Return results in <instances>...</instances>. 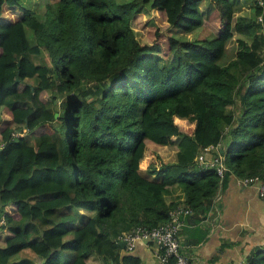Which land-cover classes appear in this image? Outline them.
Returning <instances> with one entry per match:
<instances>
[{
  "label": "trees",
  "instance_id": "trees-1",
  "mask_svg": "<svg viewBox=\"0 0 264 264\" xmlns=\"http://www.w3.org/2000/svg\"><path fill=\"white\" fill-rule=\"evenodd\" d=\"M21 1L0 0V264H141L122 236L212 206L228 172L194 163L208 147L264 182V0H52L42 19Z\"/></svg>",
  "mask_w": 264,
  "mask_h": 264
},
{
  "label": "crops",
  "instance_id": "crops-1",
  "mask_svg": "<svg viewBox=\"0 0 264 264\" xmlns=\"http://www.w3.org/2000/svg\"><path fill=\"white\" fill-rule=\"evenodd\" d=\"M215 154L212 150L208 156ZM175 161L174 156L166 162ZM242 179L230 170L212 206L192 209L185 218L180 233L181 252L192 264H234L264 247V201L258 182L245 184ZM177 191L181 192L179 188ZM155 249L153 244L138 241L131 252L141 264H159Z\"/></svg>",
  "mask_w": 264,
  "mask_h": 264
},
{
  "label": "built area",
  "instance_id": "built-area-1",
  "mask_svg": "<svg viewBox=\"0 0 264 264\" xmlns=\"http://www.w3.org/2000/svg\"><path fill=\"white\" fill-rule=\"evenodd\" d=\"M259 4H262L259 1ZM260 20V17H259ZM25 131H18L13 133V137L19 138L25 135ZM3 143H0V148ZM220 145L217 147L205 148L198 156L197 162L202 168H214L217 175L223 178L226 172L230 171L226 156L219 152ZM212 150H218V153L208 156ZM243 183L249 184L251 182H258V192L261 199L264 201V182L259 181L256 177L243 178ZM192 209L183 204L175 206L171 212L168 221L164 224L148 228L138 226L127 232L122 236L121 240L125 241V250L132 251L138 241L147 244L155 245V257L159 264H192L188 256L181 252L180 233L185 225V218L190 214ZM7 226V219L5 213L0 209V230ZM234 264H245L244 260L238 261Z\"/></svg>",
  "mask_w": 264,
  "mask_h": 264
},
{
  "label": "rangeland",
  "instance_id": "rangeland-1",
  "mask_svg": "<svg viewBox=\"0 0 264 264\" xmlns=\"http://www.w3.org/2000/svg\"><path fill=\"white\" fill-rule=\"evenodd\" d=\"M122 1H131V0H122ZM242 1L243 2L246 1L247 3H243L242 4V7L240 9L241 10L240 13L241 14H245L246 13L247 15H253V13H254V10H253L254 9V6H252L253 5V2L251 0H241V2ZM50 2H52V0H22L21 1V5L24 8H27L29 10H32V12L36 16H38V18L42 19V18H44V14H45V11H46V8L45 7ZM252 7H253V9H252ZM202 8H205V5L204 4L202 5ZM152 15H153V17L156 20V24L154 22H152V24H151L152 27L151 28H156L157 26L161 30L167 28L166 22H165V20H164L163 17H160V16H158L156 14H152ZM138 19L142 23V25H140V30L146 31L145 22L147 20H149V16H147L145 19H143L142 16H139ZM27 34H28L29 37H31L32 44H35L34 43V35H33L32 31L31 30H28L27 31ZM178 37H180L183 40L201 42L204 39H211V38H213V34L209 30H207V29L199 28L197 30H194L191 33L183 34V35H180ZM238 38H239V36L235 35L234 38L231 40V42L228 43V45H227V54L229 56H233L235 54V52H236V46H237V43L236 42H237V39ZM50 95H51L50 93H46V92L42 94L44 100L50 99ZM54 109L56 111L59 110V102L58 101H55ZM27 139L30 141L31 144H35L38 141V137L36 135H32V136L30 135V136L27 137ZM160 148L161 147H158L157 150H160ZM169 150H174V148H169ZM174 154H175L174 152L173 153L168 152V154L163 155L165 157L164 158L165 161L171 162V160H173ZM200 154L195 155V157H194V163L195 164H198L197 159H198V156ZM231 156H232V152L231 151H228V157L230 158ZM71 236H72V234H68L66 236V239H69ZM27 252L28 251H26V250L20 252L19 254L13 256V258L11 259V261H16V260H18V259L26 256L27 255ZM66 254H67L66 252H64L62 254L63 262L64 263L67 262ZM36 261L40 262V260L38 258H36Z\"/></svg>",
  "mask_w": 264,
  "mask_h": 264
},
{
  "label": "water",
  "instance_id": "water-1",
  "mask_svg": "<svg viewBox=\"0 0 264 264\" xmlns=\"http://www.w3.org/2000/svg\"><path fill=\"white\" fill-rule=\"evenodd\" d=\"M16 81H19V76H17ZM55 116L57 117L58 114L56 113ZM220 147H221V146H220ZM219 152L226 156L225 150H223L222 148H220V151H219ZM119 246H120L122 249H125V241H124V240H121V241L119 242Z\"/></svg>",
  "mask_w": 264,
  "mask_h": 264
},
{
  "label": "clouds",
  "instance_id": "clouds-1",
  "mask_svg": "<svg viewBox=\"0 0 264 264\" xmlns=\"http://www.w3.org/2000/svg\"><path fill=\"white\" fill-rule=\"evenodd\" d=\"M221 148V147H220Z\"/></svg>",
  "mask_w": 264,
  "mask_h": 264
}]
</instances>
